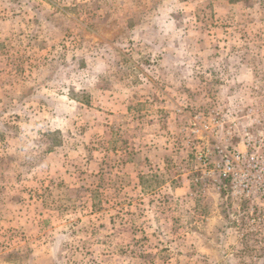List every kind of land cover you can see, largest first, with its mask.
Returning a JSON list of instances; mask_svg holds the SVG:
<instances>
[{"label": "rangeland", "instance_id": "374dc122", "mask_svg": "<svg viewBox=\"0 0 264 264\" xmlns=\"http://www.w3.org/2000/svg\"><path fill=\"white\" fill-rule=\"evenodd\" d=\"M0 264H264V0H0Z\"/></svg>", "mask_w": 264, "mask_h": 264}]
</instances>
